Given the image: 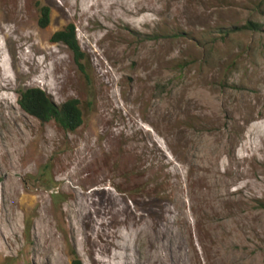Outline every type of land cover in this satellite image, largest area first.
I'll return each instance as SVG.
<instances>
[{
  "label": "rangeland",
  "instance_id": "374dc122",
  "mask_svg": "<svg viewBox=\"0 0 264 264\" xmlns=\"http://www.w3.org/2000/svg\"><path fill=\"white\" fill-rule=\"evenodd\" d=\"M36 88L83 126L24 113ZM73 253L264 264V0H0V264Z\"/></svg>",
  "mask_w": 264,
  "mask_h": 264
},
{
  "label": "trees",
  "instance_id": "16d2710c",
  "mask_svg": "<svg viewBox=\"0 0 264 264\" xmlns=\"http://www.w3.org/2000/svg\"><path fill=\"white\" fill-rule=\"evenodd\" d=\"M261 7H263V3ZM261 7L256 8V10L261 12ZM50 16V8L44 7L42 10V18L40 19V26L42 28H46L49 25ZM262 29L263 25L249 21L243 26L222 29L219 33L222 34L223 39H227L242 32H262ZM52 41L55 44L66 45L75 55L76 62L80 63L84 58L74 25H69L62 31L54 34ZM18 105L24 113L37 119L42 124L53 122L66 132L74 133L84 124L83 112L78 100L71 99L62 105H57L41 89H29L22 92L18 100ZM73 264H82L76 253H73Z\"/></svg>",
  "mask_w": 264,
  "mask_h": 264
}]
</instances>
